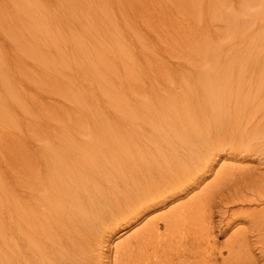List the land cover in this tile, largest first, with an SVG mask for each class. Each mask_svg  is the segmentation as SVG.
<instances>
[{"label": "bare ground", "instance_id": "6f19581e", "mask_svg": "<svg viewBox=\"0 0 264 264\" xmlns=\"http://www.w3.org/2000/svg\"><path fill=\"white\" fill-rule=\"evenodd\" d=\"M8 1L4 5L6 11L16 13L18 9L26 15H37L28 23L16 20L15 24L21 23L24 29L35 27L54 44L57 42L56 46H61L64 32L54 28L50 20L38 17L59 13L52 8L51 0ZM62 1L69 2L72 16L76 11L88 12V0ZM134 1H110V10L120 11L121 6L131 8L136 27L163 25L162 21L148 22L136 6L138 1ZM220 4L218 11L226 14L223 16L226 25L233 33H239L243 26L237 25L232 10L217 0V5ZM249 4L250 20L255 22L260 18L264 22V0L261 6L255 2ZM70 22L74 30L80 25L77 19ZM52 32L57 33L56 36L50 35ZM260 33H264V28ZM169 36L170 31H164L156 42L168 43ZM74 40L80 51L72 60L66 52L40 59L52 67L48 81L52 86H60L61 93L65 89L66 98L76 106L77 116L84 123L85 113L79 111L88 112L96 101L87 89L82 90L88 98L87 103L84 102L75 87L80 77L88 81V45L77 35ZM230 53V56L236 55ZM221 55L220 49H216L214 55L208 57L211 62L197 64L193 60L177 59L173 61L176 69L170 68L171 63L163 58L148 61L145 66L150 71L138 75L126 65L127 57L123 74L117 72L114 84L110 82L101 87L100 92L107 107L115 110V117L110 116L112 121L106 126L114 140L101 142L100 152L88 149L86 125H72L67 120L57 126L25 123V116L31 115L34 121H39L40 108L47 103L38 94L27 99L30 93L10 81L8 74L0 75V87L4 89V95L0 94V156L4 163L9 159L4 174L0 175V193L5 189L3 181H9L7 201H0L1 211L5 204L7 206L3 216H8L7 223V220L5 224L0 222V241L4 242L0 247L6 248V255H0V264H103L99 257L104 234L121 235L126 229L132 230L124 240L117 241L111 255L103 258L107 259L106 264H213L218 256L222 257L223 250L227 257L222 264L256 262L249 256V234L245 228L234 230L224 246L219 247L216 236L212 235L215 225L212 217H208L217 198L225 208L229 203H260L264 198V175L245 182L247 173L244 171L248 168L240 169L238 178L234 177L230 165L213 170L221 159L238 157L243 152L255 153L264 159L263 106L250 108L245 97L237 107L223 103L222 107L214 104L210 107V100L218 102L217 91L222 83L231 87L229 74L236 67L232 62L228 74ZM58 66L69 69V73L53 75ZM109 66L112 73L113 69H118V65ZM243 66L256 75L264 71V65L255 64L254 60ZM189 68H194L195 72ZM126 69L131 71L126 72ZM176 75H180V80ZM25 77L32 86L36 84L37 89L46 84L34 74ZM200 87L203 90H198ZM91 90L95 95L100 94ZM207 96L209 99L205 102ZM34 109L37 114H33ZM61 110L64 116L71 117L65 109ZM29 132L40 134L41 138ZM208 173H214L211 182H206L183 202L175 203L200 186ZM239 180L245 182V187L234 183ZM160 208L167 209L150 215ZM262 212L264 206L244 208L241 215H237L241 218H236L255 225L258 217L264 219ZM237 219H228L221 233L227 232ZM257 226H251L255 237H250L254 238V248L263 258L264 225Z\"/></svg>", "mask_w": 264, "mask_h": 264}, {"label": "rangeland", "instance_id": "374dc122", "mask_svg": "<svg viewBox=\"0 0 264 264\" xmlns=\"http://www.w3.org/2000/svg\"><path fill=\"white\" fill-rule=\"evenodd\" d=\"M110 1L113 0H88V12L81 13L76 11L72 16V13L68 10L70 7L69 2L51 0L50 3L52 8L59 13H56V15L52 17L51 14L38 15V17L50 20L53 26H55L54 28L64 32L61 34L63 40L59 47L60 44L56 46L57 42L54 44L52 40L49 39V36L42 34L39 29H35V27L24 29L21 23L17 22V24H15L16 20L28 23L30 19L37 18V15H35V17H33V15H26L24 11L20 12L18 9H16V13L12 10L6 11L4 10V5L9 1L0 0V75L8 74L10 81L15 83L16 86H22L25 92L27 91L30 93L31 95L27 94V99H30V96L34 97L38 94L37 96L47 103V105L40 108V116L37 118L39 121H34L33 115H31L25 116V123L31 122L34 125L35 123L38 125H43L45 123L51 126H57L61 125L64 120H67L72 125H86L89 133L88 149H95L100 152L101 147L99 145L101 142H110L114 140L110 131L106 129V126H110L109 121H112L111 117H115V110L112 109V107H107L108 103H106V99L102 95V92H100L101 87L103 85L106 87L110 82L114 84L118 79V75H116L117 72L123 74L122 67L127 63V57L129 61L126 65L130 66L134 75H138L142 72L150 71V69L145 66L148 61L152 62L153 60H159L161 58L171 63L170 68L172 69H176L174 68L173 61L177 59L193 60L196 64L202 61L211 62L209 58L214 55L216 49H220L221 51V60L226 63L228 74L229 66L232 62H234L233 66L235 65L236 67H234V69L231 70L232 73L229 74V84L231 87L222 83L221 89L217 91L220 98L218 102L210 100V107H212L213 104L219 107H222L223 104L225 106L237 107L242 105L243 99L247 97L248 102H250L247 105H250V108H252V106H258V108L263 106L264 108V90H261L264 86V71L256 75L250 71L249 67L246 68L243 66L245 62H250L251 60H254L255 64L264 65V33H260L264 28V22H261L260 18L255 19V22L250 20L252 8L249 4L255 2V4L257 3L261 6L260 4L263 0L260 2H258V0H245L246 3L240 2L239 0H219L220 2H224L226 6L232 10L234 16H236L237 25L239 23L240 26H243L239 33L236 32L238 36H234L236 33H233L232 28L227 26L223 20V16L226 14L219 13L218 9H220L222 5H217V0H137L136 6L142 10L148 22H163V25L154 23L153 25L147 24L146 26L141 25L137 27V23H134L135 17L131 12V8L127 10L124 6L125 10L123 6H121L120 11L116 8H113L111 11L109 6ZM132 1L135 3L134 0ZM177 6H179V9L176 8ZM73 19H77L80 23V25L76 27V30L72 29L71 26L72 23L70 21ZM81 24L86 25V27L82 28ZM213 29H216V33H214ZM164 31H170V41L168 43H157L156 40L159 34L164 33ZM56 34L55 32L50 33V35L55 36ZM76 35L88 45V81L86 82V80L80 77L75 87L78 88V95L84 102L87 103L88 98H86L82 90L87 91V89L88 93L91 94L96 101V103L91 104L93 108L89 109L88 112L83 110L79 111L80 114L85 113L86 119L84 123L81 122V118L77 116L76 106L70 99L66 98L65 89L63 93H61L60 86H52L48 81L47 76L51 75L52 67L47 66L46 63L44 64L40 59L48 55H60L63 52H66L67 57H70L71 60L75 56H78L80 50L76 49V42L74 40ZM210 35L211 37H209ZM202 49L204 52H202ZM237 49L242 52L237 51ZM34 50L36 51V55H34ZM57 51L59 52L57 53ZM138 51L143 52L138 53ZM230 52H235L236 55L230 56ZM227 53L230 54L228 55ZM235 60L237 62H235ZM59 64H61V62H59ZM109 65H118L117 71L112 68V73ZM198 68H200L199 65ZM205 68L207 70V67ZM57 69V73L53 75L58 73H69L70 71L61 66H58ZM130 69H126L125 71L130 72ZM189 69L195 72L194 68ZM256 69L257 68L254 70ZM29 74H34L46 84L41 85L42 88L37 89L36 84L32 86L30 81L25 77V75ZM55 76L59 77L58 75ZM179 76L176 75L177 80H180ZM182 84L185 88V84L183 82ZM189 88H192V86H189ZM91 89L100 94H96V96ZM198 90L203 89L200 87ZM0 94L4 95L3 88L0 89ZM208 99L209 97L207 96L205 102ZM27 104L29 107H32L29 103ZM61 109H65L71 117L67 118L64 116ZM34 113L37 114L38 112H35L34 109L33 114ZM59 117H61L62 120ZM77 118H80V121H78ZM11 129L13 131L16 130L14 127ZM30 134L36 138H41L40 134ZM58 134L60 135L61 132ZM21 154L22 153L19 155ZM8 160H6L7 163ZM7 163H4L0 156V175L4 174L8 166ZM223 165H230L233 167L231 171L234 173L235 178H238L240 175L237 174L241 173L239 172L240 169L242 171L248 168L244 171L247 173L245 182L258 179L264 175V159L255 153L246 154L243 152L242 155L238 157L223 158L218 161L213 170L219 169ZM213 179L214 173H208L200 186L194 188L188 195L176 200L175 203L183 202L188 197L196 194L202 185H205L206 182H211ZM240 181L241 180L234 181V183L239 187H245V182L242 183V181ZM3 182L5 189L1 190L0 201L5 203L7 201L5 197L7 196L6 194H8L9 181L7 179L8 183L6 181ZM251 205L237 202L236 204L229 203L225 208L219 203V199L217 198L210 208L208 217L210 216V219L212 217L213 224L215 225L212 235L216 236V244L219 247L224 246L223 243L227 239H230L234 230L245 228L244 230H247L249 234L248 242L251 251L249 256H253L257 262L253 264H264V257L262 258V254H260L258 249L256 250V248H254L256 247L254 238L250 237V235L254 236L255 233L251 226L256 227L257 224L259 225L257 227H261L262 224L264 225V219H261L263 217H258L255 225H248V221L245 219H243L244 221L237 219L241 218V216L237 217V215H239L244 208H260L264 206V198L260 203L258 202ZM4 209L7 210L6 204L2 210L3 212L0 209V217L2 216L0 222L5 224L8 216H3L5 214ZM165 209L167 208H160L159 211H154V213L152 212L150 215L154 216L153 214H159V212H163ZM261 215L264 216V212H262ZM233 217L237 219L236 223H233L232 227L222 234L221 231L226 227L227 220ZM258 220L261 222H258ZM7 222L8 220L6 223ZM250 229L251 231H249ZM131 230L126 229V233L121 235H119V233L115 235L111 233L109 235V232L104 234L105 238L100 245V262L103 261V264H106L105 260L107 259L103 258L111 255L112 248L117 241L124 240ZM118 235L119 237L117 238ZM109 240L114 241L110 242ZM6 244H9V242L6 241ZM2 245H4V242L0 241V246ZM5 249V247L2 249L0 247V255L3 257L6 255L4 252ZM226 257L227 252L223 250L222 257L218 256L213 264H222V260ZM18 258L20 259V257ZM4 264L9 263L4 262ZM237 264L245 263L239 261Z\"/></svg>", "mask_w": 264, "mask_h": 264}]
</instances>
